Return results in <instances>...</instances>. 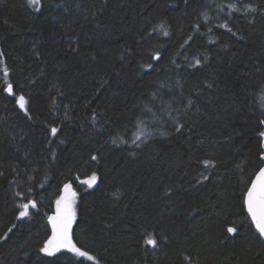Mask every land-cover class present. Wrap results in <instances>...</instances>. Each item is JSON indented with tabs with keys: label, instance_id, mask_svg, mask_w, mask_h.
Instances as JSON below:
<instances>
[{
	"label": "trees",
	"instance_id": "obj_1",
	"mask_svg": "<svg viewBox=\"0 0 264 264\" xmlns=\"http://www.w3.org/2000/svg\"><path fill=\"white\" fill-rule=\"evenodd\" d=\"M9 83L0 264H94L39 251L69 182L73 239L99 264H264L242 223L264 167V0H0ZM28 188L37 209L16 219Z\"/></svg>",
	"mask_w": 264,
	"mask_h": 264
},
{
	"label": "snow or ice",
	"instance_id": "obj_2",
	"mask_svg": "<svg viewBox=\"0 0 264 264\" xmlns=\"http://www.w3.org/2000/svg\"><path fill=\"white\" fill-rule=\"evenodd\" d=\"M30 3L36 5L38 0H30ZM254 10V9H253ZM220 27L228 28L227 23L220 25ZM231 31V29H228ZM211 31V29H209ZM167 35V33H165ZM199 63V61H197ZM4 77L8 76V69H3ZM2 91L7 92L9 95L13 94L12 84H7V86ZM191 103V101H189ZM16 104L18 107L25 111L26 109V100L23 95H20L16 99ZM30 118V117H29ZM264 123V121H261ZM51 134L56 135L58 129L53 127L51 128ZM179 131V128H177ZM261 137H264V132L259 134ZM93 160L96 159L95 156L92 157ZM259 159L262 164H264V152L260 153ZM210 161H204L205 166L210 165ZM254 178L246 182L247 186L244 189V197L242 207L246 209V217L242 222L245 227H248L249 230L253 231L254 235H257L261 243H264V167H259V170L254 174ZM207 178V177H205ZM97 182V176L95 173L92 176L82 181L83 184H86L91 188ZM15 195L19 198L20 202L16 205L18 210V215L16 219H22L29 217L30 209H37V201L31 198L34 195L33 189L28 188L27 191H17ZM77 192L73 189L71 182L65 183L63 185L62 191L58 195V198L55 200V211L54 214L47 216L48 224L50 225V235L47 239L43 241L42 247L39 251L44 253L48 257H54L57 254L61 253L62 250L72 253L75 257H82L87 261H92L94 264H99L97 258L93 255H90L88 251L82 250V247H78L73 239V225L76 220V202ZM43 197H41V201ZM15 228V225H12L8 229V232H12ZM227 233L236 234V227H228ZM7 233L0 239H6ZM149 245L156 246L155 239L149 238L146 241Z\"/></svg>",
	"mask_w": 264,
	"mask_h": 264
},
{
	"label": "rangeland",
	"instance_id": "obj_3",
	"mask_svg": "<svg viewBox=\"0 0 264 264\" xmlns=\"http://www.w3.org/2000/svg\"><path fill=\"white\" fill-rule=\"evenodd\" d=\"M30 1V0H29ZM38 2H39V0H38ZM89 179V178H88ZM85 180H87V179H85ZM82 181H84V180H82ZM81 181V182H82ZM97 184H98V179H97V182L92 186L93 188H95L96 186H97ZM77 203H78V196L76 197V202H75V205H74V207H75V210H76V218H77ZM36 210V209H35ZM32 211H34V210H31L30 209V213L32 212ZM54 211H55V207H54V209H53V213L52 214H54ZM51 214V215H52ZM76 221V220H75ZM75 221H74V223H75ZM62 251H64V250H62Z\"/></svg>",
	"mask_w": 264,
	"mask_h": 264
}]
</instances>
